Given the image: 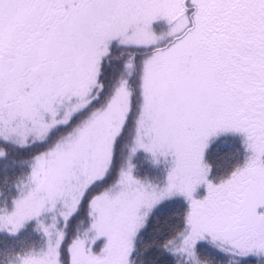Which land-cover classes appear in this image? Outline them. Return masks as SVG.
<instances>
[{"label":"snow or ice","instance_id":"obj_1","mask_svg":"<svg viewBox=\"0 0 264 264\" xmlns=\"http://www.w3.org/2000/svg\"><path fill=\"white\" fill-rule=\"evenodd\" d=\"M159 22L167 44L154 31ZM114 45L147 53L126 65L139 60L132 152L163 164L165 178L142 180L131 164L121 170L87 201L89 226L69 245L67 264H133L149 214L173 201L185 205L162 245L174 259L196 264L204 242L241 261L264 259V0H0V144L43 142L67 123L61 110L87 107L103 91ZM133 95L123 82L74 135L33 158L11 207L0 209V230L17 235L34 221L48 243L18 264H65V233L44 218L59 209L66 227L108 179ZM227 136L241 138L244 162L216 177L212 153Z\"/></svg>","mask_w":264,"mask_h":264},{"label":"trees","instance_id":"obj_2","mask_svg":"<svg viewBox=\"0 0 264 264\" xmlns=\"http://www.w3.org/2000/svg\"><path fill=\"white\" fill-rule=\"evenodd\" d=\"M154 31L158 34L162 43L167 44L169 36L165 22L154 25ZM143 52H132L128 49L114 45L112 52L104 62L103 91L99 89L92 94V102L84 109L77 112L69 110L65 115L61 110L60 119L67 120V123H60L59 126H52L47 136L41 142L39 139L31 138L25 146L17 143L0 144V151L5 155L0 156V196L1 207H11L12 200L18 195V186L27 181L30 166L33 158L38 154L53 149L57 144L65 141L74 135L76 130L83 126L98 110L103 109L111 99L113 93L123 82H129V88L133 92V110L123 133L118 137L115 149L114 160L108 173V179L92 187L81 204L79 210L64 224L61 230L65 233L63 245L60 249L62 258L67 264V249L71 242L83 237L89 226L87 201L98 193H102L118 178L119 172L132 165L134 175L142 180L162 183L165 178L163 164H156L153 158L143 151L132 152L135 142V120L138 114L139 97V60L137 67L130 69L126 67L133 57H143ZM99 96L96 99V96ZM215 149H219L216 152ZM221 154L223 159H218ZM212 157L220 165L214 175L225 177L236 164H242L245 152L242 144L233 140L229 144H216ZM162 174V175H161ZM185 205L182 201L166 203L158 208L146 221L144 228L139 232L135 242V253L133 264H182L178 257L170 256L163 248V243L176 231L179 223L176 213H182ZM26 230H21L17 235H9L7 231H0V264H18V257L29 252L25 247ZM102 242H98L95 250L99 251ZM220 246L211 242H204L198 246L197 255L204 264H264V259L250 258L248 261H241L238 257H229L226 251L219 250ZM231 256V255H230Z\"/></svg>","mask_w":264,"mask_h":264},{"label":"rangeland","instance_id":"obj_3","mask_svg":"<svg viewBox=\"0 0 264 264\" xmlns=\"http://www.w3.org/2000/svg\"><path fill=\"white\" fill-rule=\"evenodd\" d=\"M71 112H77V111H71ZM233 140H237V141H239L241 143V138L239 136H227V137L221 138V141L217 142V144H229ZM163 167L165 168L164 165H163ZM166 203H170V202H166ZM166 203H163V204L159 205L158 207H156L155 209H153V211L149 214L148 218L158 208H160L162 205H164ZM0 209H3L1 207V196H0ZM58 213H59V209L57 210L56 213H52L49 216L45 217L44 218L45 223L52 224V223L58 221V227L61 229V227L64 224V222L62 220H58ZM23 230L28 231V233L24 234V237L26 239V242H25L24 246L27 247V248L29 247L28 248L29 252L40 251V250H43V249H45L47 247V243H48L47 238L43 235V233L41 231H39L38 226H37V224L34 221L28 223L23 228ZM137 237H138V235H137ZM137 237H136V239H137ZM135 242H136V240H135ZM29 252H27V253H29ZM228 256L232 257V258L235 257L233 255H231V256L228 255ZM177 257L179 258V260L181 261L182 264H193V261L190 258H188L187 256L180 255V256H177ZM196 264H204L203 262H201V260H200L198 255H196Z\"/></svg>","mask_w":264,"mask_h":264},{"label":"flooded vegetation","instance_id":"obj_4","mask_svg":"<svg viewBox=\"0 0 264 264\" xmlns=\"http://www.w3.org/2000/svg\"><path fill=\"white\" fill-rule=\"evenodd\" d=\"M165 27H166L167 33H169V28H168L167 23H165ZM168 42H169V41H168ZM143 54H147V53H143Z\"/></svg>","mask_w":264,"mask_h":264}]
</instances>
